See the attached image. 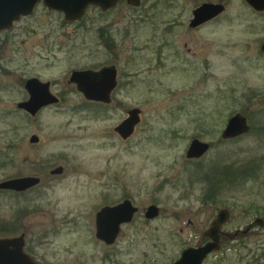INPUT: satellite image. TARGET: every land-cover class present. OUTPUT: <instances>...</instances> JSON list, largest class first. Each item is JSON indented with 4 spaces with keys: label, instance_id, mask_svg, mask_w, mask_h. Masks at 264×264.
<instances>
[{
    "label": "rangeland",
    "instance_id": "rangeland-1",
    "mask_svg": "<svg viewBox=\"0 0 264 264\" xmlns=\"http://www.w3.org/2000/svg\"><path fill=\"white\" fill-rule=\"evenodd\" d=\"M218 1L143 0L134 8L122 0L107 13L91 8L73 25L41 6L24 33L0 45V182L42 179V206L51 200L58 250L72 249L60 252L59 261L101 260L107 249L89 232L93 216L124 199L140 209L115 249L125 261H176L222 209L231 215L225 231L264 219V16H253L244 0H226L227 14L190 30L192 11ZM49 36L64 38L52 52ZM112 65L118 87L108 106L86 103L69 84L74 70ZM34 77L52 82L62 102L32 117L18 104L28 100L25 85ZM134 108L141 123L124 141L115 128ZM236 114L251 130L223 140ZM33 135L39 143L30 142ZM195 139L211 148L188 159ZM229 166L232 174L257 172L208 199V178ZM59 167L64 173L51 175ZM6 203L0 195V219ZM150 205L160 208L151 221L144 216ZM243 240L245 248L230 247L207 264H264V226L254 224Z\"/></svg>",
    "mask_w": 264,
    "mask_h": 264
},
{
    "label": "water",
    "instance_id": "water-1",
    "mask_svg": "<svg viewBox=\"0 0 264 264\" xmlns=\"http://www.w3.org/2000/svg\"><path fill=\"white\" fill-rule=\"evenodd\" d=\"M43 2L51 10L62 12L68 22H75L83 19L89 6L99 7L103 12L114 9L122 0H0V29L10 28L14 20L21 16L30 15L37 3ZM143 0H127L133 7H140ZM249 5L256 9H264V0H248ZM225 11L221 4H203L193 11L191 27H199ZM264 51V45L262 47ZM117 69L115 67H106L101 72L93 71H75L71 76V83L77 85L83 95L91 101L110 104L112 102V93L117 87ZM26 91L29 94L28 100L18 104V108L35 117L44 108L56 105L60 99L51 93L50 84L40 81L38 78L27 80ZM141 110L134 108L128 112L127 118L123 120L116 128L115 132L126 141L131 138L137 126L141 123ZM251 127L245 116L236 114L232 116L225 130L222 133L223 140H232L250 132ZM39 137L33 135L30 142L38 143ZM211 148V145L195 139L191 142L186 154L188 159H200ZM62 167L52 171L53 175L63 174ZM39 183V178H20L0 184V188H10L23 190ZM139 208L135 207L130 200H125L115 207H105L97 215V237L111 245L115 243L117 236L121 231V225L131 223ZM160 215V208L151 205L146 210L145 216L148 220H154ZM230 212L226 209L218 213L215 221L206 231V235L211 242L198 248L186 249L179 260L174 264H203L207 256L220 249L219 240L221 228L229 221ZM254 224L264 226V219L256 218L242 234L248 233ZM238 234V233H237ZM236 234V235H237ZM3 246L4 241L0 240V264H3Z\"/></svg>",
    "mask_w": 264,
    "mask_h": 264
},
{
    "label": "flooded vegetation",
    "instance_id": "flooded-vegetation-1",
    "mask_svg": "<svg viewBox=\"0 0 264 264\" xmlns=\"http://www.w3.org/2000/svg\"><path fill=\"white\" fill-rule=\"evenodd\" d=\"M244 1L248 5L249 11L253 16H256L258 18H261L264 16V9H256V8L252 7L251 5H249L248 0H244ZM225 2H227V1L221 0L218 2H204L201 5H203V4H217V5L221 4L225 7V11L223 13H221L215 19L211 20V21H214V20L224 16L225 14H227L228 5ZM201 5H199L198 7H200ZM41 6H42V8L45 9L46 13L52 12V13L61 14L67 25H73L74 23H78L80 21V20L75 21V22L66 21L65 15L62 12L49 9L41 1V2L37 3L33 12L30 15L21 16L19 19L14 20L12 23V26L10 28L0 29V45H5L8 43L14 42L15 39H17V37L19 36V32L24 33V31L26 30V24L25 23L28 21V19L33 18V20H34L36 18V13L38 11V8H40ZM91 8H96L99 11H101L102 13H107V12L113 10V9H110L107 12H103L99 7L89 6L86 10V14ZM134 8H138V7H134ZM153 8L154 7H152L151 10H153ZM193 11H192V15H193ZM150 12L146 15V17H148V19L152 18V15H149ZM192 19L189 22V28H190V30L195 31V30L199 29L202 25L199 27H191ZM211 21H209V22H211ZM63 39L64 38H57V37H52V36L46 37V43H47L46 48L50 52H52L51 50L56 48V45L60 41H64ZM20 43L24 44V40L21 39ZM263 45H264V42L262 43V47H263ZM262 47H261V50H262ZM163 48H164V46H163ZM64 49H66V47H61V51ZM112 66H107V67H112ZM104 68H106V66H103L101 68H96V69L74 70V71H72L71 76H72L73 72H75V71H93V72L98 73V72H101ZM71 76L69 79V84L74 86L76 88V90L83 95V93L78 89L77 85L74 83H71ZM34 78H37V77H34ZM40 81H42V80H40ZM42 82L49 83L50 84V91H51V93H53L51 90L53 83L50 81H42ZM117 87H118V72H117ZM116 88H115V90H116ZM112 95H113V93H112ZM57 97L60 99L59 103H61L62 98L59 96H57ZM83 97L86 100L85 102L88 104L101 105V106L110 105V104H105L103 102L88 100L84 95H83ZM58 104H56V105H58ZM52 106H55V105H52ZM48 107H50V106H48ZM52 171H51V175H53ZM20 178H39V183L36 185L30 186L26 189H23V190H15V189H10V188H4V189L0 188V195H4L5 199L7 200V203L5 204V214H3L2 218L0 219V240L4 241L3 261H2L3 264H153V263H150L148 261L140 263V262H137L135 260H126V261L120 260L118 258L120 257V251L121 250L115 251V249L119 247V245H117V244L120 241L119 239H120L122 231H123V226L130 225L134 221V219L138 213L135 215V217L131 223L121 225V231H120L119 235L117 236L115 243L109 245L105 241L100 240L97 237V215H98V212L101 211L105 207H115V206L121 204L122 202H124L125 200H130V199H124L122 202H118V203H114V204H106V205L102 206L99 210H97L93 216V229L90 226L91 229L89 230V232L92 233V236L96 239V241L98 242V244L101 247H104L105 249H107L105 254H103V258L101 260L84 259L81 261H76V260L73 261V260L66 259V260L59 261L58 256L61 255V254H59L60 252L65 253V254H71L72 249L70 247H65L64 249H61L60 251L58 250V247L56 245V240H57V235H58V233H57V221H56V215L51 212L52 211L51 206H50L51 200L49 199V205H47L48 207L46 206L47 207L46 210L43 209L44 206H42L41 188H42V184L44 183L42 181V179L38 176H31V175L20 176V177H12V178L5 179V180L1 181L0 184L3 182H8V181H12L15 179H20ZM132 204H133V202H132ZM135 207H137V206H135ZM146 210L144 212V216H145ZM217 216H218V214L216 215V218H217ZM145 218H146V216H145ZM215 219L210 223V225L215 221ZM146 220H148V219L146 218ZM149 221H151V220H149ZM210 225L203 232V235L199 236V239H197L195 242L184 245L185 247L182 249L179 259L181 258L182 253L186 249L202 247V246H205L207 243L211 242V239L206 235V231L208 230ZM226 225H227V223L221 228L220 240H219L220 249L218 251H214V252L210 253L207 256V258L203 261V264H207L211 259L217 257L219 254H221V255L224 254V256H225V254L228 253L229 248L233 247L235 245L237 248H245L246 243L244 242L243 238H244V236H246V234L241 233L243 230H236L234 232L233 231H225L223 228H225ZM232 243H236V244L232 245ZM241 257L243 260L244 254H242ZM179 259H177V260H179ZM176 261H174L170 264H174Z\"/></svg>",
    "mask_w": 264,
    "mask_h": 264
},
{
    "label": "trees",
    "instance_id": "trees-1",
    "mask_svg": "<svg viewBox=\"0 0 264 264\" xmlns=\"http://www.w3.org/2000/svg\"><path fill=\"white\" fill-rule=\"evenodd\" d=\"M232 166H229V168H227V170H219L218 172H214V180H210L208 178V181H211L212 187L210 188L209 192H208V199H212L216 196V194H218L221 190H223L224 187H229L228 184L232 185L233 181H241L245 179V177H247V179H249L253 173L255 174L257 171L255 170V168H251V171H247V172H243L240 175L236 174L238 173V170H235V174H232ZM231 170V172H228V170Z\"/></svg>",
    "mask_w": 264,
    "mask_h": 264
}]
</instances>
